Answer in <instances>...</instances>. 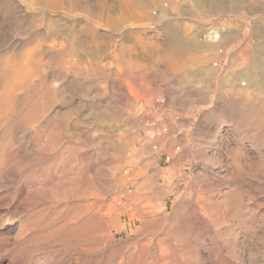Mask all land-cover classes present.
<instances>
[{
    "label": "rangeland",
    "instance_id": "obj_1",
    "mask_svg": "<svg viewBox=\"0 0 264 264\" xmlns=\"http://www.w3.org/2000/svg\"><path fill=\"white\" fill-rule=\"evenodd\" d=\"M34 1L0 0V60L39 45L52 67L35 92L54 80L56 100L37 123L0 125V264H264V0H141L149 14L97 57L75 48L80 65L56 49L84 11ZM255 54L240 96L229 72Z\"/></svg>",
    "mask_w": 264,
    "mask_h": 264
},
{
    "label": "bare ground",
    "instance_id": "obj_2",
    "mask_svg": "<svg viewBox=\"0 0 264 264\" xmlns=\"http://www.w3.org/2000/svg\"><path fill=\"white\" fill-rule=\"evenodd\" d=\"M35 1L44 3L49 9H79L82 10L81 12L84 11V25L79 28H71L72 30L69 29V31L66 29L65 32H67L68 35L66 36L65 33V36L60 42V46L58 45L59 48L56 49L58 58H60L63 63L66 61L70 65H72V63H74L73 65H80L78 63V60H75V58L73 59V56L71 57V55H73V52L75 51V48L80 46L83 50H87L92 53L94 57L99 56V53L104 51L105 49L106 42L108 37L110 36L111 30H115L121 27L123 24L129 23L130 21V24H136L137 22L141 21V18H138L146 14L148 15L149 8L151 7L150 5L153 4L152 1L148 2L141 0H120L119 5L117 4V6L109 4L106 0H100L96 5L89 2H83L82 0ZM56 30L57 28L55 25H49L46 31V38L48 40H51V38L55 37L58 33V31ZM214 32L209 33L208 36H203L201 40V35L199 36V34L195 35V38H193L198 44L201 41H204L205 43H215L221 38V33ZM177 36L179 38V42H181V32H178ZM190 36H192L191 33ZM178 46L184 48V46H182L181 44H178ZM178 46H176V48ZM183 48L173 49V52H169L167 56L166 53L164 54L163 52V54L173 63L179 65V63L183 61L184 56L186 55V51L184 50L185 48ZM256 54V58L253 62L252 60L243 61L234 68V71L237 69L236 72L238 71V74L234 75L235 72H229L230 75H232V84H236L238 83V81H240L242 90H238L239 88L237 89L240 96H246L249 88L256 86V76L259 72L260 67V63L258 62V58H260V56ZM43 56L44 55L40 50V46L35 45L29 48L25 53H23L22 57L18 60H11L10 58L0 60V77L2 80V87L0 92V125L11 123L13 121L25 124L29 122L37 123L42 117H45L44 115L46 114L50 106L55 102L57 88L53 85L54 80H51L50 82H46V80L42 81L40 83V90H38V93L35 92L34 81L37 79L41 80L44 72L52 67V62H50V60L45 61ZM147 56L148 55L144 53V57ZM83 63L85 64V66L87 65L85 61ZM54 75L52 76L53 78ZM243 78L246 80L245 82L241 81L243 80ZM20 94H22V97L20 98V100H18ZM240 96H238L237 98L241 99ZM237 98L233 99L236 100ZM243 104L246 105V103ZM245 107L243 106L241 110H238V112L241 113L240 115L244 114ZM6 137L7 133L0 130V172L7 169V163H9L10 159L12 160V157L10 158L11 154H8L11 142L7 140ZM9 164H11V162ZM74 230L76 234L82 237H85L90 233H87L84 229L81 230L76 228Z\"/></svg>",
    "mask_w": 264,
    "mask_h": 264
}]
</instances>
